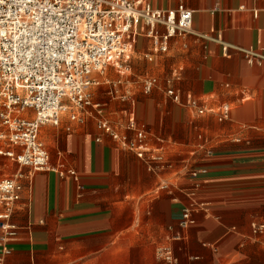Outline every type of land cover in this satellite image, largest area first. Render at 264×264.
Here are the masks:
<instances>
[{"label":"crops","instance_id":"1","mask_svg":"<svg viewBox=\"0 0 264 264\" xmlns=\"http://www.w3.org/2000/svg\"><path fill=\"white\" fill-rule=\"evenodd\" d=\"M147 4L192 13L190 33L170 39L165 53L153 49L141 23L121 68L111 67L119 74L131 70L125 64L136 51L146 60L137 63L142 93L152 91L143 90L148 78L156 80L155 90L135 102L121 79L94 74L93 87H106L90 91L115 130L129 121L143 126L148 148L166 165L149 172L96 129L93 110L83 123L64 116L58 127L43 126L39 139L50 164L73 176L18 166L15 177L2 178H18L22 191L11 217L17 236L6 245L8 255L0 244V264H163L157 250L165 245L177 264H264V62L248 65L243 55L264 49V0ZM222 106L230 114L219 121ZM191 172L198 174L191 178ZM162 184L167 188L160 190ZM193 185L195 222L181 230Z\"/></svg>","mask_w":264,"mask_h":264},{"label":"built area","instance_id":"2","mask_svg":"<svg viewBox=\"0 0 264 264\" xmlns=\"http://www.w3.org/2000/svg\"><path fill=\"white\" fill-rule=\"evenodd\" d=\"M141 23L148 29L146 37L153 49L165 53L170 39L190 33L192 13L182 7L177 12L153 10L147 0H0V155L31 173L73 176L72 171L50 164L39 139L40 129L58 127L64 116L70 122L83 123L93 110L98 116V131L133 153L149 172L163 168L164 157L148 148L144 127L129 121L122 132L115 130L101 117L102 107L92 101L90 91L98 85L94 74H103L107 67L121 68L131 51L134 30ZM158 26L163 27V33L156 30ZM243 55L248 65L264 62V49L245 50ZM155 84V79H146L144 92L149 93ZM166 94L173 102H180L173 90ZM190 106L198 114L204 113L197 103ZM229 114L228 106L220 107L218 120L228 119ZM197 174L191 172L190 176ZM166 188L165 184L160 186V190ZM195 190L193 185L187 192L191 202L181 210V230L194 225L193 213L198 207ZM21 191L18 178L0 180L4 255L10 253L8 241L17 236L11 217ZM157 256L163 264H177L169 245L160 247Z\"/></svg>","mask_w":264,"mask_h":264},{"label":"rangeland","instance_id":"3","mask_svg":"<svg viewBox=\"0 0 264 264\" xmlns=\"http://www.w3.org/2000/svg\"><path fill=\"white\" fill-rule=\"evenodd\" d=\"M139 62H146V60L135 51L133 53V55L131 56L130 60L128 61V63L125 64L126 66H130L131 70H128V71L123 70V71H121L122 73L119 74L113 68L108 67L107 71L104 72L102 74V76L98 75V77L101 80V78L105 74H108L110 79H113V80L121 79L122 83H125L126 87H128L131 90L130 95H132V97L135 98V100H136L135 102H137L139 100H144L145 97H148L155 90V88H153L149 94L144 95L142 93V83H141V78H140V73H139L141 67L139 64H137ZM105 87L106 86L93 87V92L97 95L99 90H101L102 88H105ZM151 106H152V102L149 101L146 110L149 111ZM198 117H200V116H198ZM40 137L42 139L43 131H42ZM4 149H8V148H6V145H4ZM18 168L19 167L16 163H14L13 161L9 160L8 158L0 155V179H2L4 177H15Z\"/></svg>","mask_w":264,"mask_h":264}]
</instances>
